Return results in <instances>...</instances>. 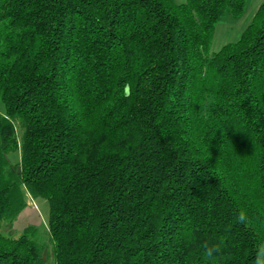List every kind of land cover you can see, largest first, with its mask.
<instances>
[{
  "label": "trees",
  "instance_id": "16d2710c",
  "mask_svg": "<svg viewBox=\"0 0 264 264\" xmlns=\"http://www.w3.org/2000/svg\"><path fill=\"white\" fill-rule=\"evenodd\" d=\"M246 3L0 0V264H206L201 243L221 237L220 264H251L264 1L210 51ZM28 194L48 203L47 242L12 234Z\"/></svg>",
  "mask_w": 264,
  "mask_h": 264
},
{
  "label": "rangeland",
  "instance_id": "374dc122",
  "mask_svg": "<svg viewBox=\"0 0 264 264\" xmlns=\"http://www.w3.org/2000/svg\"><path fill=\"white\" fill-rule=\"evenodd\" d=\"M186 0H174L175 3H182ZM264 0H247L244 14L239 17L226 15L218 22L211 44V53L217 52L226 43L236 41L243 30L252 21L259 5ZM0 112H3L0 106ZM20 149L13 150L8 153V157L13 163L20 160ZM28 206L16 219L13 225V235L20 234L27 227H34L38 236L45 242L48 241V215L49 206L44 198H33L27 195Z\"/></svg>",
  "mask_w": 264,
  "mask_h": 264
},
{
  "label": "clouds",
  "instance_id": "9594fccd",
  "mask_svg": "<svg viewBox=\"0 0 264 264\" xmlns=\"http://www.w3.org/2000/svg\"><path fill=\"white\" fill-rule=\"evenodd\" d=\"M236 222L240 224L248 223L246 211L241 210L239 212ZM225 243L226 239L224 237L216 241L205 240L201 243L202 256L206 264H220V261L224 258L223 248ZM251 264H264V240H261L256 245Z\"/></svg>",
  "mask_w": 264,
  "mask_h": 264
}]
</instances>
